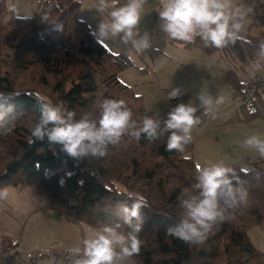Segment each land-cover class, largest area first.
<instances>
[{"label":"trees","instance_id":"trees-1","mask_svg":"<svg viewBox=\"0 0 264 264\" xmlns=\"http://www.w3.org/2000/svg\"><path fill=\"white\" fill-rule=\"evenodd\" d=\"M80 5V0H38L32 15L7 17L5 0H0V92L19 93L7 103L0 101V109L9 105L14 108L12 132L0 135V188L28 187L45 196L48 207L65 220L87 229L116 222L118 205L131 203L127 193L142 194L148 207L141 209L144 222L139 233L140 253L129 259L135 264H264V251L249 237V231L264 222L261 158L248 162V168L240 162L228 166L244 182L247 203L230 210L231 217L214 225L203 242L190 244L166 236V229L180 218L178 198L197 192L193 187L197 166L190 154L192 141L181 153L165 151L166 136L154 142L123 137L119 144L109 146L105 156L83 159L70 157L61 145L50 144L47 138L30 143L34 139L31 129L40 116L37 94L54 103L64 101L65 108L76 113V119L87 114L98 120L104 99L124 100L138 123L146 115L155 118L142 96L118 78L120 71L132 65L131 60L122 51H110L94 37L79 16ZM44 15L47 23L41 21ZM57 22L63 24L62 30L54 29L52 24ZM258 24L263 28L260 36L250 32ZM241 35L244 41L223 49L205 48L199 37L193 44L181 41L185 47L205 54L219 52L228 63L224 77L239 106L238 113L224 123L227 126L263 115L252 110L249 99L240 92L241 78L260 77L258 94L264 104V56L259 55L264 21H252ZM239 62L250 68L241 63L239 71L230 68ZM9 64L21 70L35 64L42 80L39 78L33 89H17L8 70H3ZM141 72H147L145 67ZM206 118L201 115L202 121ZM17 242L1 235L0 255L14 250Z\"/></svg>","mask_w":264,"mask_h":264},{"label":"clouds","instance_id":"clouds-1","mask_svg":"<svg viewBox=\"0 0 264 264\" xmlns=\"http://www.w3.org/2000/svg\"><path fill=\"white\" fill-rule=\"evenodd\" d=\"M149 0H97L98 13L107 12L101 18L96 35L99 40H117L130 45L138 53L152 47V38L147 31L141 34L142 12ZM253 11L252 6L237 5L234 0H160L158 10L159 28L172 40L193 44L199 37L205 48H226L238 40L244 41L241 33L244 21ZM29 19L31 17H23ZM248 18V17H247ZM44 15L41 21L47 23ZM55 30H62V23H53ZM259 55L264 56V43L259 45ZM19 93L0 92V101L7 103ZM181 89L173 88L169 98L180 96ZM40 109L39 120L31 129L34 138L30 143L47 138L50 144L62 146V150L73 158L103 157L110 145H117L123 137L141 138L154 142L165 134V151L184 152L192 141V130L202 123L201 115L214 114L225 102L219 94L213 95L207 88L196 94L198 104L193 101L179 103L168 113L167 118L144 116L138 121L124 100L104 99L100 104L99 119L87 114L76 119V113L65 108L64 101L51 102L39 94L35 95ZM202 110V111H201ZM201 112V115L197 113ZM13 106L0 109V135H8L14 127ZM243 146L255 150L264 158V137L259 133L247 136ZM186 159L188 157H185ZM196 194L178 198L182 210L174 226L166 229L184 243H201L207 233L218 223L231 217V211L247 203L248 190L235 171L222 161L207 166L197 165ZM7 187L0 189V200L7 199ZM131 203L118 205L119 219L102 224L98 229L90 228L82 246L68 249L70 264H125L139 255L143 228L141 209L148 207L146 198L140 193H127ZM122 221V223H121ZM125 227L127 230H125Z\"/></svg>","mask_w":264,"mask_h":264},{"label":"rangeland","instance_id":"rangeland-1","mask_svg":"<svg viewBox=\"0 0 264 264\" xmlns=\"http://www.w3.org/2000/svg\"><path fill=\"white\" fill-rule=\"evenodd\" d=\"M38 0H5L8 11L7 17L30 16L34 13ZM121 1V0H120ZM244 0H234L237 5H244ZM264 3V0H262ZM79 16L85 20L87 25L91 26L101 18L107 19V12L100 14L96 10L97 0H80ZM160 0H149L142 12L140 25L141 34L147 31L152 40V47L143 53H138L130 45L124 46L117 40H108L101 42L112 52H123L132 62V65L118 73V78L125 84L131 85L133 90L143 98L145 107L153 111L155 118H167V113L179 103H188L190 100L198 104L196 94L202 89L207 88L213 95H221L225 102L219 109L202 121V123L192 130L193 148L191 157L196 165L207 166L209 162L216 163L222 161L229 166L234 161L240 160L243 148L236 142L238 129L235 126H227L224 123L237 112L239 101L232 98L231 89L227 85L224 72L229 68L228 63L219 52L205 54L197 49L187 48L181 41L172 40L164 34L159 28L158 10ZM250 19V18H249ZM251 21V19H250ZM252 22V21H251ZM258 23V22H256ZM249 25L247 18L244 21V27ZM252 34L260 36L263 32L262 26H252ZM99 40V39H98ZM250 68L247 63L239 62L231 65L230 68L239 71V64ZM147 72H141V68ZM8 70L10 80L17 89H33L38 83L39 66L31 65L26 70L15 69L11 64L5 66L3 70ZM35 85V86H34ZM180 88L181 95L177 98H169V92L173 88ZM187 93V95H185ZM98 112L96 111L95 114ZM238 113V112H237ZM252 121L242 124L252 125L248 129L250 132L259 133L264 137V113L257 117H251ZM168 134L164 136L167 137ZM261 158L257 156L249 163ZM248 161L243 162L244 168L250 167ZM7 189H13L6 186ZM5 188V187H4ZM11 191V190H10ZM15 191V190H14ZM39 195V194H37ZM38 197H45L39 195ZM3 208L0 204V209ZM16 222L0 223V229L9 227L11 232L17 230L11 237L17 240L19 248L22 250L27 245L48 246L56 245L57 248H67L77 245L82 246V240L85 239L90 229L80 227L79 225L69 224V230H63L56 225L45 227L38 219H32L28 225L24 226L23 234L20 236L24 217L12 213ZM21 223V225H20ZM98 229V228H96ZM0 233V238H1ZM8 235V234H6ZM30 237V238H29ZM249 237L255 247L264 251V222L261 225L253 227L249 231ZM51 245V246H53ZM50 247V246H49ZM40 250V249H37ZM68 250V249H67ZM33 251V250H31ZM29 252V251H26ZM10 254V253H9ZM7 254V255H9ZM47 259L39 258L29 264H34ZM0 262L10 264L0 258ZM49 263V261H47ZM2 264V263H0ZM43 264H45L43 262ZM50 264V263H49ZM125 264H135L132 260H127Z\"/></svg>","mask_w":264,"mask_h":264},{"label":"crops","instance_id":"crops-1","mask_svg":"<svg viewBox=\"0 0 264 264\" xmlns=\"http://www.w3.org/2000/svg\"><path fill=\"white\" fill-rule=\"evenodd\" d=\"M241 4H240V6H241ZM83 19L86 20V18H83ZM247 20L249 21V23H251L249 18H247ZM254 26H257V25H254ZM89 27L92 30L94 37L97 38V35H96L97 23L95 22L94 24H91V26H89ZM102 42H104V41H102ZM186 95H187V93H186ZM236 126H237L236 130L238 129V131L240 133L237 134V136H236L237 140L235 143H237L240 148L242 147L244 149L243 152L245 154L241 153L242 158H240V160H238V161H234L233 163H235V162L243 163L246 161L249 162L250 159L252 160L253 158H256L257 156H259V154L255 150L248 149V148H245L243 146V140L247 136L253 134L248 129L252 125L240 123ZM195 164H196V162H195ZM263 166H264V158H263ZM4 187H6V186H4ZM4 187H1L0 189H3ZM12 188L13 189L8 190L9 195H8L7 199L0 200V204L3 207L0 209V223L6 224V223L12 222V221L16 222L15 217L12 213H17V214L24 217L20 236L23 234L24 226L28 225V222H30L32 219H38L39 221L42 222V224H44L45 227H48V225H56V226H59L60 228H63V230L64 229L66 231L69 230V228H70L69 224H72V223L68 222L61 215L57 214L53 209L49 208L48 207V200L46 197H38L39 195H37L36 193H33L32 190L28 187H24L22 189H16L14 187H12ZM17 222H16V224H18ZM20 225H21V223H20ZM11 231L12 230H10L9 227H4V228L0 229V233L3 235L8 234V236H10V235L12 236L13 234L17 233L16 232L17 230H15L14 232H11ZM51 245H53V244H49L48 246H45V245L44 246L27 245V246L23 247L21 250L19 248V244L17 242V247L14 250H10L9 252H7V254H9L13 251L22 254L26 251L45 249ZM54 246H56V245H54ZM69 248H70V246H68L67 248H61V249H69ZM43 262L45 264H49L45 260L39 261V262L34 263V264H43ZM0 263L4 264L3 262H0Z\"/></svg>","mask_w":264,"mask_h":264},{"label":"built area","instance_id":"built-area-1","mask_svg":"<svg viewBox=\"0 0 264 264\" xmlns=\"http://www.w3.org/2000/svg\"><path fill=\"white\" fill-rule=\"evenodd\" d=\"M126 2V0L119 1ZM243 6H252L253 11L247 16L253 22L264 21V3L262 0H244ZM263 77V75H260ZM260 77H247L241 78V95L249 99V106L252 110L261 111L264 113V104L260 102L258 94V80ZM264 78V77H263ZM0 258L4 259L10 264H28L34 262L36 259L45 258L50 264H70V257L68 250L50 246L45 249L33 250L18 254L13 251L9 255H0Z\"/></svg>","mask_w":264,"mask_h":264}]
</instances>
